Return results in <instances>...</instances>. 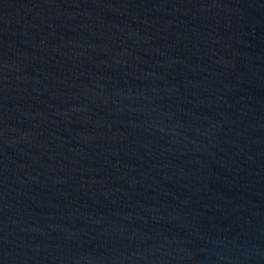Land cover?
Instances as JSON below:
<instances>
[{
	"label": "water",
	"instance_id": "1",
	"mask_svg": "<svg viewBox=\"0 0 264 264\" xmlns=\"http://www.w3.org/2000/svg\"><path fill=\"white\" fill-rule=\"evenodd\" d=\"M0 264H264V0H0Z\"/></svg>",
	"mask_w": 264,
	"mask_h": 264
}]
</instances>
